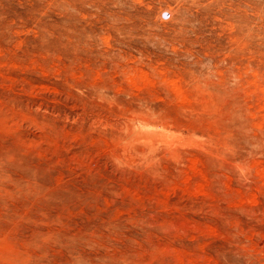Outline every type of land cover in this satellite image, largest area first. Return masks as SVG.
<instances>
[{"label":"rangeland","instance_id":"rangeland-1","mask_svg":"<svg viewBox=\"0 0 264 264\" xmlns=\"http://www.w3.org/2000/svg\"><path fill=\"white\" fill-rule=\"evenodd\" d=\"M0 264H264V0H0Z\"/></svg>","mask_w":264,"mask_h":264}]
</instances>
